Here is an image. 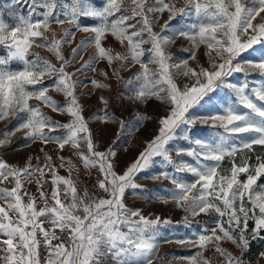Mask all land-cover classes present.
Returning a JSON list of instances; mask_svg holds the SVG:
<instances>
[{
  "label": "snow or ice",
  "instance_id": "snow-or-ice-1",
  "mask_svg": "<svg viewBox=\"0 0 264 264\" xmlns=\"http://www.w3.org/2000/svg\"><path fill=\"white\" fill-rule=\"evenodd\" d=\"M16 3L29 6L27 16H17L10 25L0 15V120L21 121L5 136L23 130L25 147L54 144L60 152L67 147L87 175L95 176V191L78 188L80 169L70 157L57 155L54 160L43 147V158L35 157V165L31 156L23 167L0 160V184L12 185L0 188V264H153L160 227H190L201 214L214 219L202 224L195 238L175 241L195 249L181 259L216 264L219 257L218 264H250L245 254L252 242L264 241V183H258L264 177V155L257 154L254 162L248 155L256 146L264 149V0H13ZM165 13L160 31H154ZM177 17L179 28L171 23ZM83 19L97 23L84 25ZM76 31L93 35L77 43L69 59L64 46L73 42ZM108 37L124 51L107 46ZM177 38L188 42L184 51L190 53L179 62L167 51ZM89 47L94 54L84 60L81 53ZM34 49L45 50L51 58ZM201 49L207 66L197 57ZM100 61L111 69V75L101 71L104 80L115 77L137 109L153 98L166 106L157 134L122 171L117 170L114 146L126 129L125 120L106 109L97 115L118 125L112 145L99 150L77 96L74 77L95 72ZM78 63L80 67L69 71ZM135 65L139 70L125 80L121 72ZM253 72L260 79L250 80ZM238 73L239 83L231 79ZM91 83L111 88L100 80ZM50 92L61 94L65 103L59 104ZM100 99L107 106L108 101ZM45 108L70 120L54 121ZM134 116L137 124L147 118L138 110ZM198 121L217 129L214 139L194 138ZM61 129L62 135L51 134ZM181 140L195 147H177ZM7 143L0 140V147ZM226 159L228 168L223 166ZM155 164L195 177L185 181L168 171L159 173L174 186L164 202L174 201L185 213L182 221L153 219L126 204L127 190L142 187L137 174ZM61 168L67 176L60 175ZM33 183L36 193L27 187ZM45 185L50 188L45 190ZM225 243L236 251L223 247ZM259 255L264 258V252Z\"/></svg>",
  "mask_w": 264,
  "mask_h": 264
},
{
  "label": "rangeland",
  "instance_id": "rangeland-1",
  "mask_svg": "<svg viewBox=\"0 0 264 264\" xmlns=\"http://www.w3.org/2000/svg\"><path fill=\"white\" fill-rule=\"evenodd\" d=\"M29 11V6L27 4L16 3L13 4V0H0V15H2L3 20L10 25L17 22V16L24 15L27 16ZM167 19V13L164 14V17L159 21L155 26L154 31H160V25L164 23V20ZM97 23L92 19H83L82 24L92 25ZM172 25L176 28L181 27L180 17L173 20ZM53 27L58 28L57 25ZM63 28L72 29L75 31L72 25L64 24ZM59 34L62 35V30L58 28ZM92 33L84 32H75V39L69 45L64 46V53L67 58H71V49L76 46L81 40H84L90 36ZM107 46L113 47L114 51L123 52L124 49L119 46L117 42L113 40L112 37H108ZM145 47H148L147 45ZM188 47V42L183 38H177L174 44L169 45L167 48L168 53L173 57L176 62H179L183 59H187L190 56V53L184 51ZM34 51L39 52L41 56L51 58L50 55L43 49H34ZM203 49L197 53L198 59L207 66L206 58L202 55ZM84 57V60H88L94 54V48L89 47L81 53ZM190 65L195 67L196 62L190 60ZM18 65L13 64L12 67H17ZM80 67V64L74 65L69 71H75V68ZM118 67V64L114 65ZM150 68L155 69V65H149ZM96 71H85L83 75L77 74L74 79L78 82L77 96L79 97L80 103L83 105V114L85 119L88 121L89 126L95 136V141L99 145V150H105L107 147L112 145L113 140L116 139V130L118 128L117 124L111 122L105 123L100 119H97V115H104L106 111L114 115L117 118H123L126 122V129L120 134L117 144L114 146L115 151L117 152V162H118V171H122L127 165L131 164L134 158L143 151L146 142L149 141L157 134L159 128V119L160 117L166 114V106L161 104L155 98L149 100L146 104L137 105L130 103L126 97L128 95L127 91L124 89L122 84H118L115 77H112L109 80H104V77L100 74L101 71H108L111 75V69L108 68L105 61H100L95 64ZM139 70V65L130 67L129 69L122 71L121 75L125 80L129 79L134 73ZM176 71V69H173ZM241 74H236L231 79L234 82H240ZM178 81H182V77L177 78ZM250 80L260 79L258 75L253 72L249 77ZM100 80L111 85V88L108 89H98L94 88L91 81ZM79 82H83L84 86H79ZM224 92L229 93V96L232 100L235 99L234 95L231 93V90L225 89ZM224 92L221 93V96H224ZM123 93V96L121 95ZM50 95L59 103L64 104L65 100L63 96L59 93L50 92ZM101 97H104L108 101L107 106L101 102ZM30 103H37L36 101H31ZM45 113L50 116L54 121H59L60 123H67L70 120V117L67 114L54 113L50 109H43ZM139 111L141 115L147 117L143 121L137 124L135 120L134 113ZM24 114L21 113L22 117ZM131 121V123H129ZM21 121L18 118L9 117L5 120H0V140L7 139L9 143L0 147V160L6 161L10 165L17 167H23L27 162L28 158L33 157L32 163L37 164L35 157L39 156L43 158L44 153L40 151L43 147L44 151L49 155L53 156L55 160L57 155H62L66 158H71L76 166L80 169L78 188L84 190L87 188L89 192L95 191L93 185L95 183V176H88L86 170L83 168L82 164L78 157L72 155V152L67 147L64 151L60 152L56 145L48 144L42 145L40 143L32 144L29 147H25V134L24 131H17L14 135L5 136L6 132H10L16 128L17 124ZM217 129L211 128L209 124H203L199 121L193 128L194 138H200L204 140L211 141L214 139V134ZM52 135L60 136L63 134V130H57L56 132L51 133ZM177 147H195V145H189L186 141H179L176 145ZM257 154L264 155V149L260 146H256L253 152L248 153L252 157L253 162L255 161V156ZM173 159L179 161L181 157L176 156V153H172ZM159 159V158H157ZM184 160H191L190 157L184 156ZM224 168L230 166V161L226 159L224 161ZM163 171H168L170 174H175L178 177L183 178L185 181H193L195 179L191 173L184 171L179 173H173L171 166H161L155 164L148 169L140 172L136 176V183L141 185V188L132 190H127L125 194V200L128 207L133 209H140L142 214L150 218H155L156 216L161 217V219H171L172 221H182L185 213L176 208L174 201L164 202V199L170 196V190L174 186L170 183L169 180L164 179L163 176H160L159 173ZM60 175L67 176L68 173L64 168L59 170ZM76 173H73V177H76ZM243 175L241 179H243ZM258 183H264V177L261 178ZM12 185L8 183L0 184V188H11ZM28 190L32 193H36V185L30 184L27 185ZM50 185H45V190H48ZM102 195V194H101ZM214 219V216H201L195 217L193 223L190 227H185L183 224H174L170 226H161L159 229L160 235L158 236V249L156 251L153 264H188V261L181 259L182 257H189L194 254L195 249L191 248L188 244H179L176 243V240L180 239H189L195 238L196 235L201 234L202 224L207 223ZM195 221H200L201 223H196ZM213 225L209 224V227ZM58 231V230H57ZM167 241H172L171 243ZM256 245L262 246V251L264 252V241H253ZM223 247L228 248L231 251H236L231 244L225 243ZM260 252V253H261ZM259 253V254H260ZM238 254V253H237ZM247 254V253H246ZM245 254V255H246ZM257 255L250 264H264V258H261L260 255ZM206 255L211 256L212 252H207ZM252 257L253 254H250ZM219 257L216 258V264L219 262Z\"/></svg>",
  "mask_w": 264,
  "mask_h": 264
},
{
  "label": "trees",
  "instance_id": "trees-1",
  "mask_svg": "<svg viewBox=\"0 0 264 264\" xmlns=\"http://www.w3.org/2000/svg\"><path fill=\"white\" fill-rule=\"evenodd\" d=\"M262 251V246L256 245L255 243L251 244V247L249 249V251L247 252V254L245 255V258L248 261H253L255 259V257ZM250 254H253V256L251 257Z\"/></svg>",
  "mask_w": 264,
  "mask_h": 264
}]
</instances>
